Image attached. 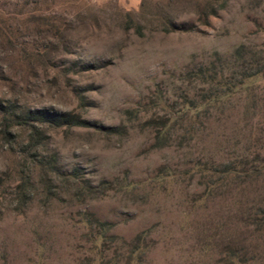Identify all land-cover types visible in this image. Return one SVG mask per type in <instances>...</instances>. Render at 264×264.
Instances as JSON below:
<instances>
[{"label":"rangeland","instance_id":"1","mask_svg":"<svg viewBox=\"0 0 264 264\" xmlns=\"http://www.w3.org/2000/svg\"><path fill=\"white\" fill-rule=\"evenodd\" d=\"M211 1L0 0V103L82 121H0V264H264V0ZM213 65L259 74L181 115Z\"/></svg>","mask_w":264,"mask_h":264},{"label":"trees","instance_id":"2","mask_svg":"<svg viewBox=\"0 0 264 264\" xmlns=\"http://www.w3.org/2000/svg\"><path fill=\"white\" fill-rule=\"evenodd\" d=\"M211 1V0H210ZM229 0H213L211 1V6L216 3H220L221 8L224 6ZM216 9H214L212 12H215ZM244 49V46H239L235 52L234 55L241 56V51ZM259 73L258 71L255 72H244L240 75L241 79L237 81L236 83L229 84L224 80V73L222 70H217V68L213 65V67L209 66H200L197 70L193 71V76L198 79V82L200 84V87L202 86V89L200 90L203 94L198 96H193V104L188 103V105H185L183 109H180L179 112L182 114H187L190 112H193V119L197 117L199 114V108L203 105L208 107L215 106L217 104H220L225 99H228L230 96H232L233 93L237 90L239 87H243L246 85V80L250 77L257 76ZM0 121L2 126V133L4 135L9 134L10 128L13 126H28L32 129H36L37 126L35 124H41V123H47L51 126H80L82 124V121L71 114H57V113H50L47 111L42 110H35V111H18L14 108V106H6L0 103ZM164 125L159 126L156 130V140L157 142H160L163 140L164 137ZM218 166L214 165L212 166L213 171H217ZM222 172L225 173H233L234 170H236V167L231 162H226L222 164ZM251 170L254 171H264V162H261L258 167H252ZM86 190L92 191V188L90 186L84 187ZM258 213L252 220L256 231H263L264 230V203L262 205H259L258 207ZM85 218L88 219V216H91V214H84ZM97 224L99 226L100 231L98 235H100L101 238H105V234L108 230L109 223L107 222H99L97 221ZM137 241L141 239V235L137 236ZM138 247L132 248L130 251L129 258L130 259H136ZM139 251V250H138ZM262 258L258 257H245L242 255L239 256L238 252L231 251L227 254V260L229 264H262Z\"/></svg>","mask_w":264,"mask_h":264}]
</instances>
